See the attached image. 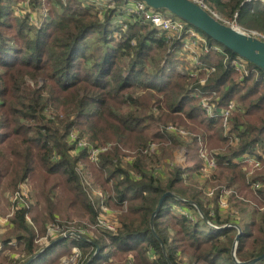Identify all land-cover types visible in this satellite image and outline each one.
I'll list each match as a JSON object with an SVG mask.
<instances>
[{
    "label": "trees",
    "instance_id": "16d2710c",
    "mask_svg": "<svg viewBox=\"0 0 264 264\" xmlns=\"http://www.w3.org/2000/svg\"><path fill=\"white\" fill-rule=\"evenodd\" d=\"M203 1L210 10L235 22L242 30L264 35L262 0ZM12 2L0 0V183L6 180L9 192H21L22 186L35 177L47 205L46 217L32 216L39 229L26 219L27 212L33 209L29 201L27 205L20 202L21 206L16 207L11 223L16 237L1 242L0 254L7 249L15 253L10 260L3 257L4 264H28L45 248L36 240L45 236L51 224L69 226L60 221L63 207L54 201L55 191L62 184L63 191L71 193V206L75 202L81 205L79 199L83 195L88 199L82 185V166L95 177L100 174L104 185L107 184L103 188L108 196L107 205L116 208L127 203L122 226L115 234L106 230L91 238L70 235L34 261L39 263L47 256L42 264H58L73 249L66 246L61 252L50 251L67 241L79 243L77 264L89 262L97 246L100 253L91 264H104L101 261L105 251L106 264L112 263V256L120 258L123 253L122 257H126V252L133 250H137L136 257L124 258L120 264H179L183 251L192 259L188 264H240L262 256L264 210L255 204L248 205L253 207L250 211L253 217L248 228L241 223L244 235L237 246L235 260L232 248L237 229L233 225L241 222L238 213L233 220L220 221L219 209L211 216L202 200L194 195L188 197L177 188L184 182L182 177L187 171L172 167L173 178L162 184L152 166L153 161H160L158 155L143 151L154 141L145 130L162 117L176 120L182 116L203 124L200 132H194L208 139L209 144L227 147V154L217 157L220 166L236 169L238 163L233 161H240L250 152L257 155V149L264 148V70L247 62L251 73L241 78L244 80H238L233 65L238 56L198 31L213 48L207 53L203 51L200 60L214 67V71H199L193 77L186 65V56L181 53L183 42L177 36L142 24L138 17H133L126 31L120 25L115 26L121 38L114 37L110 26L123 5L121 0L115 1V9H104L102 14L97 6L80 0H48L50 16L40 29L29 23L28 14H16L17 17L15 7L9 4ZM24 3L20 9H25ZM28 5L35 9L42 5V0H28ZM203 45L199 43L196 48ZM214 46L221 50H215ZM179 68H183V73ZM202 79H206L204 84ZM214 93L219 98V107L237 100L228 120V138L223 135L222 120L209 118L199 104L202 96ZM156 111L161 113L160 117ZM168 134L164 128L157 137L165 138ZM72 135L74 140L70 139ZM80 141L87 145L79 148ZM194 144L197 145V139ZM95 147L108 149L92 160L91 150ZM189 147L193 153L195 148ZM129 155L133 159L124 162ZM224 159L233 160L224 165ZM239 173L245 177L242 169ZM58 177L60 182H56ZM259 181L263 187L255 190L256 193L250 188L251 198L264 208L261 171L254 176L252 186ZM235 182L236 176L232 174L224 188L232 187ZM166 192L176 197L164 199L153 220L154 234L151 218ZM230 201L245 209L246 204L238 200L236 193ZM171 202L183 210H195L194 204H197L218 228L210 227L197 211L189 217L185 212L170 210ZM68 208L71 207L67 206L66 211ZM98 209L91 202L86 203L93 223L100 216ZM166 214L173 219L171 230ZM227 224L232 226L219 229ZM59 237H52L49 243ZM133 238L140 240L133 245L126 242ZM13 241L16 245L9 244ZM254 264H264V259Z\"/></svg>",
    "mask_w": 264,
    "mask_h": 264
},
{
    "label": "rangeland",
    "instance_id": "374dc122",
    "mask_svg": "<svg viewBox=\"0 0 264 264\" xmlns=\"http://www.w3.org/2000/svg\"><path fill=\"white\" fill-rule=\"evenodd\" d=\"M7 1L12 2L11 0H7ZM26 1L28 0H15V2L13 1L12 3H9L15 7V12H16L15 15L16 14L18 16L21 15L18 12L17 8L20 7V4L22 2H26ZM262 1L264 2V0ZM38 8L41 11L46 12L48 17L42 22L40 27H36L33 24V26L36 29L42 28L44 24L48 21V18L50 16V9H49V4L47 3V1L45 2L42 1V5H39ZM215 15L219 19H221L223 22L240 28L238 24H236L233 21H230L223 15L221 16V14L219 15L217 13H215ZM38 18H40L39 15H37V19ZM29 23L31 22L29 21ZM118 25H119L118 23L114 22V17H113L110 30L112 31L114 37L121 38V34H118L115 28V26H118ZM148 26L152 27L151 25H148ZM195 46L197 45H194L189 40L188 42H183L182 47H181V50L183 51V52L181 51V53L182 55L186 56V61H187L186 65L189 68L190 73L192 74L193 77H197L199 71H204V69H209L208 71L212 72L211 69L214 68V67L209 66L208 64H205L204 62L200 60V55L203 51L207 53L213 48H211V46L208 43L203 45L202 47L199 46V48H196V49H195ZM185 47L187 49H185ZM214 48L215 50L216 49L221 50V48L217 46H214ZM189 70L184 69L185 72H188ZM179 72L183 73V68H179ZM236 72L238 74L236 78L242 81L244 79H241V78H243L244 76L245 77L248 76L251 73V69L247 62H242L241 66L238 67V71L236 70ZM205 82H206V79L201 80L202 84H204ZM133 94L135 96L137 95L135 93ZM218 100L219 98H217V95H215L214 93L211 96H202L199 104L201 108L203 109V111L205 112V114L209 118H212L215 120H219V119L222 120L221 122L222 132H223V135L228 138L230 137L229 122L225 123V119L221 115V112L226 110L229 105L226 107H219ZM204 103H207L210 106V108L209 107L205 108L203 105ZM233 103L234 104L237 103V100L236 102H233ZM159 114L161 113L159 111L158 112L156 111L157 117H160ZM160 120H161L160 122L153 123L147 130H145L146 134H148V137L154 140L150 144V145H154L153 150L149 151V153L152 154L156 152L160 160V161L152 162L153 164L152 166L154 168L153 170L155 172L156 177L161 181L162 184H166L173 178V174L175 170L172 169V167L181 168L187 171L186 173H184L182 177L184 182L182 184H178L177 188H180L181 190H183V193L187 195L188 197H192L194 195L196 196L195 198L202 200L204 205H206L207 209L210 211L211 216L214 215L213 214L214 210L219 209L220 212L218 216H219L220 221H224L226 219H232L235 213H238L239 218H241L240 219L241 222L238 225L241 227V223H242V225L248 228L249 223L251 222L252 217H253L252 214L250 213L253 207L248 206V205L255 204L256 206H258L259 210L261 211L264 210V208L259 207V205H257V203L254 200H252L251 198L252 196L250 192L252 188L253 189L251 191H253L254 193H256L257 191V190L255 191L251 183L253 181L254 176L257 175L259 171H261V174H264L263 172L264 170V157H263L264 148L259 147L257 149V151L259 152L258 155L261 157L260 159L261 163L259 162L260 166L256 163H252V164H241L240 163V164H237L238 167L236 169H230L228 168V166H225L226 168H224V166H220L218 164L217 157L221 155L222 157L225 156V154H227V147L223 145L217 147L215 143L209 144L208 139L206 140L200 134L196 133V132H200V127L203 126V124H201L198 121H191L190 119L184 118L182 116L181 118H178L176 120H167V119H164V117H162ZM164 123H170V124L165 127L164 126L162 127L161 125ZM164 128H166L170 132V134H168V137H165V138L157 137L158 132L163 131ZM172 133L174 134V136L172 135ZM195 139H197V145L194 144ZM227 144L232 145L230 142L229 143L227 142ZM189 146H192V148H195L193 153L191 151V147ZM196 150L198 154L196 153ZM130 153L133 155L135 154V152H130ZM251 153L252 152H250V154ZM131 158L133 157L129 155L127 158H124V162H126L127 159L129 160ZM232 160L233 159L228 161L227 159H224L223 164L227 165V163H229ZM81 168H82L81 169L82 185L87 193L88 199L86 195L85 196L83 195L79 199L82 202L81 205L75 202L71 206V202H69L71 193H65L63 191L62 184L59 185L55 191L56 198H54V201L59 202L61 206L63 207L62 212L59 213L60 221L68 223L69 226L65 224L63 225H59L56 223L51 224L47 228L45 236H39L40 238L38 237V240H36V243L39 244L40 246H43L49 243L52 237L57 238L61 236L63 239L62 241H59V242H64L65 240L64 238H67L69 235H73L76 238H79L81 236H86L88 238L89 237L91 238V236H93L94 234L96 235L97 233L101 231L105 232L106 230L110 233L112 232L115 234L118 231V229L122 226L121 219L123 218L124 215L127 214V210H128L127 203L124 202L122 206H119L116 208L107 205L106 200L108 196L104 192V189H103L105 188V186L107 187V184L104 185V182L100 177V174H96V177H95V174L92 173L91 171H88L84 166H82ZM241 169L243 170L245 177L239 173ZM232 174L236 176V182L233 183L232 187L224 190V187H225L224 184L227 183V181L232 176ZM213 176L214 178H212ZM96 178L98 181L96 180ZM52 181L53 179H51V182ZM58 181L60 182L59 177L56 182ZM248 181L250 182L248 183ZM51 182L50 184H55ZM245 184L248 187H246ZM248 184H251V186ZM38 186H39V181H37L34 177L28 184H24L22 186L21 193L18 191L11 193L9 192L11 189L8 188V184L6 180H3L2 183H0V252L3 248V244L1 243L2 241L16 237V233L13 232L14 230L11 227L12 220L17 210L16 205L14 206L15 201H18L19 198H24L25 199L24 202L26 201L27 203V201H29V204L33 205L32 206L33 209L27 212L26 219L33 227H35V229L38 227L34 224L32 220L33 214L36 216L42 217V218L46 217L45 210H46L47 202H45L42 196L40 195ZM262 187H263V184L261 185L260 189ZM220 189H222L221 192H219ZM237 190H239V192ZM235 193H236V197L238 198V200H242L241 202L246 204L245 209H243L242 207H239L240 205L236 207L234 204L235 201L234 202L230 201L232 195H235ZM241 194L245 196L246 198L245 200H243L244 196H242ZM89 201L91 202L92 205H94V207L96 206L97 208H99L98 210H100V218L98 219H103V222L98 221V219L94 223L92 222L90 218L91 213L89 210H86V203L89 204L90 203ZM171 204L172 206L169 207V209L172 211L176 209L177 211L185 212L189 217L194 215L195 211H197V214L200 215L199 211L196 208V206L199 207L197 204L193 203L194 206L196 205L195 210L194 209L193 210H189V209L183 210L182 208L177 207L176 204H173L172 202ZM67 206L71 208H68V210L66 211ZM165 218H166V221L170 223L168 228L171 230V227L174 226L173 219L170 214H166ZM105 223L109 224V227H107V229L104 226ZM209 223L211 222L209 221ZM223 226H229V225H223ZM175 227H179V225H175ZM112 228L115 229L116 231L112 230ZM69 229L70 231H67ZM64 230H66L65 234H61L62 231ZM202 230H205V227L202 228ZM174 235L175 233L171 234L170 237ZM42 239H45V241L40 242V240ZM139 240L140 238H133L130 241H126V242H129L128 244L133 245ZM9 244L16 245V242L13 241ZM78 244H79L78 242L74 243V241H67L66 243L57 245L50 252H61V250H63L64 247L70 246L73 249L72 253L64 254L61 257L58 264H77V262L74 261V257H77L76 252L77 251L79 252ZM11 250L12 249H7L5 253L0 254V264H4L2 260L3 257L9 258V260L11 259L10 256L13 253H15ZM136 254H138L137 250H133V251L126 252L125 254L126 257H122L123 253L120 254V258L118 257L116 258L112 256L113 261L110 264H120L124 258L136 257ZM17 256L18 255H16V257ZM46 257L47 256L43 257L39 263L34 260L32 262H34V264H42V261H45ZM152 258L154 259L155 256H153ZM191 260L192 259H190V255L187 252L184 253L183 251L182 255L178 259V262L179 264H188ZM101 262H103L104 264L107 263L106 251H105V254L103 255V259ZM30 263L31 262H29V264Z\"/></svg>",
    "mask_w": 264,
    "mask_h": 264
},
{
    "label": "water",
    "instance_id": "95a60500",
    "mask_svg": "<svg viewBox=\"0 0 264 264\" xmlns=\"http://www.w3.org/2000/svg\"><path fill=\"white\" fill-rule=\"evenodd\" d=\"M144 2L149 8L154 10H166L167 12L173 14L174 16L186 21L190 26L194 27L198 31L203 32L205 35L212 38L217 43L223 45L233 53L238 56V59H242L246 62L252 63L255 66L264 70V40L254 35L253 33H248L241 28L234 25H229L219 19L213 12L204 8L197 2L193 0H139ZM250 1V0H247ZM168 196L176 197L172 192H167L160 199L156 210L154 211L151 218V227L153 233L155 234L153 227V220L155 216L159 213L162 208L163 201ZM196 206V205H195ZM200 215L204 221L212 228H218L217 226L209 223V220L203 214L202 210L197 207ZM232 226V225H231ZM229 226H221L219 229H224ZM237 229V235L234 240L232 253L236 259V250L239 241L244 235L243 229L239 225H233ZM67 237V236H66ZM70 235L67 237L69 238ZM62 237L51 242L47 245L37 256L31 258L29 262L35 260L44 251L51 248L53 245L62 241ZM65 239V238H64ZM100 253V247L97 246L95 254L91 257L89 262L86 264H91V262ZM264 259V254L248 262H240V264H254L260 260ZM237 260V259H236ZM28 262V264H29Z\"/></svg>",
    "mask_w": 264,
    "mask_h": 264
},
{
    "label": "built area",
    "instance_id": "2783aa9c",
    "mask_svg": "<svg viewBox=\"0 0 264 264\" xmlns=\"http://www.w3.org/2000/svg\"><path fill=\"white\" fill-rule=\"evenodd\" d=\"M43 2L48 1V0H42ZM82 3L85 4H90L93 5L94 7L97 6L99 13L102 14L104 9H115V1L116 0H80ZM123 2V5L118 9L119 11L114 15V22H117L120 26H122L123 30L126 31L128 29L127 23L133 18V17H138L140 20V23L145 24V25H151L153 28H156L161 31L167 32L171 36H177L179 40L182 42H188L189 40L194 44L198 45L199 43L201 44H207L203 36L198 32L197 29L194 27L190 26L186 21L174 16L173 14L167 12V11H162V10H154L152 8H149L144 2L139 1V0H121ZM203 6L204 8L210 10L206 4L204 3L203 0H193ZM96 3V4H95ZM25 9H20L17 8L18 12L20 14H28L29 20L31 21L32 24H34L36 27H40L42 22L47 19V13L41 11L38 7L35 9H31V7L28 5V1L24 3ZM212 12V10H210ZM214 12V11H213ZM215 14V13H214ZM37 15L40 16V18L37 19ZM254 35L258 36L262 40H264V35H259L257 33H253ZM202 37H200V36ZM186 38V39H184ZM185 49H187L185 47ZM196 49V46H195ZM215 49V48H214ZM217 50V49H216ZM242 62H246L242 59H237L233 61V65L235 69L238 71V67L241 66ZM204 70H209V69H204ZM214 71V68L211 69ZM205 108L210 106L207 103L203 104ZM236 108V103L234 104L233 102L229 104L226 110L221 112V115L225 119V123L228 122L230 115L232 111ZM75 136L72 135L70 136L71 140H74ZM87 145L84 141H80L77 146L79 148H83ZM154 145H150L149 149H146L143 151L144 154H149V151L153 150ZM108 147H102V148H96L91 150V158L92 160H96L97 156L100 154L102 151H106ZM259 154V152H258ZM255 154H246L243 155L240 159V161H233L234 163L238 164H252L256 163L260 166L261 163V157L259 155ZM258 156V157H257ZM264 157V155H263ZM133 158H131L132 160ZM260 162V163H259ZM261 181L256 183L254 185L255 190L260 189L261 187ZM227 188H224V190ZM21 193V192H20ZM24 198H19L18 201L14 202V206H21L20 202H24ZM25 204L27 205L26 201ZM106 206V204H105ZM104 207V206H102ZM108 210V209H107ZM236 217L235 215L232 217ZM100 218V216L98 217ZM98 221L103 222V219H98ZM113 225V224H112ZM231 226V224H227ZM104 226L109 227V224H104ZM112 230L116 231L115 229L112 228ZM61 234H65V231H62ZM45 239L40 240V242H44ZM49 244V243H47ZM45 244V246L47 245ZM77 257L79 255V252H76ZM77 257H74V261H77Z\"/></svg>",
    "mask_w": 264,
    "mask_h": 264
},
{
    "label": "bare ground",
    "instance_id": "6f19581e",
    "mask_svg": "<svg viewBox=\"0 0 264 264\" xmlns=\"http://www.w3.org/2000/svg\"><path fill=\"white\" fill-rule=\"evenodd\" d=\"M117 23V22H116ZM75 240V239H74Z\"/></svg>",
    "mask_w": 264,
    "mask_h": 264
}]
</instances>
